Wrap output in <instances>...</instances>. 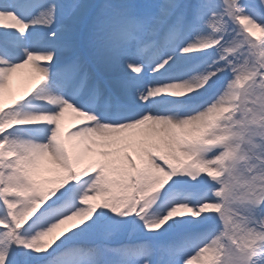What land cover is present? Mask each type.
<instances>
[{
    "label": "snow or ice",
    "instance_id": "1",
    "mask_svg": "<svg viewBox=\"0 0 264 264\" xmlns=\"http://www.w3.org/2000/svg\"><path fill=\"white\" fill-rule=\"evenodd\" d=\"M0 264H264V0H0Z\"/></svg>",
    "mask_w": 264,
    "mask_h": 264
},
{
    "label": "rangeland",
    "instance_id": "2",
    "mask_svg": "<svg viewBox=\"0 0 264 264\" xmlns=\"http://www.w3.org/2000/svg\"><path fill=\"white\" fill-rule=\"evenodd\" d=\"M15 86L19 87V88H23V87H25V84L23 82H19ZM66 127H67V124H66Z\"/></svg>",
    "mask_w": 264,
    "mask_h": 264
}]
</instances>
